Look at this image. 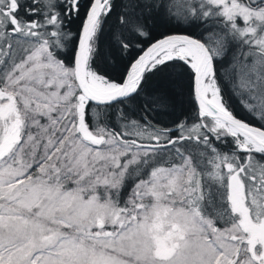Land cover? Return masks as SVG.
<instances>
[{"label":"snow or ice","instance_id":"6c2138e0","mask_svg":"<svg viewBox=\"0 0 264 264\" xmlns=\"http://www.w3.org/2000/svg\"><path fill=\"white\" fill-rule=\"evenodd\" d=\"M0 264H264V0H0Z\"/></svg>","mask_w":264,"mask_h":264}]
</instances>
